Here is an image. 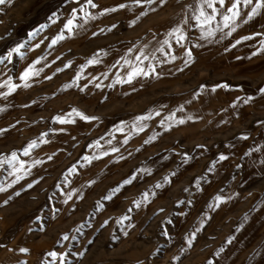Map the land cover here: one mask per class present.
I'll list each match as a JSON object with an SVG mask.
<instances>
[{
	"label": "rangeland",
	"instance_id": "1",
	"mask_svg": "<svg viewBox=\"0 0 264 264\" xmlns=\"http://www.w3.org/2000/svg\"><path fill=\"white\" fill-rule=\"evenodd\" d=\"M93 3L0 4V57L23 45V56L0 63V264H245L241 230L254 203L245 193L264 170L263 137H233L262 122L241 120L252 107L247 94L235 75L189 76V0ZM73 8L81 27L69 34L64 24ZM84 10L94 18L85 20ZM174 13L172 23L163 20ZM178 26L185 37L179 41L168 35ZM61 32L65 39L49 47ZM93 57L99 63L88 64ZM137 64L155 71L128 83ZM29 65L40 71L24 87L20 73ZM9 78L19 85L13 92ZM217 84L229 87L212 91ZM73 108L98 119L83 120ZM141 116L150 119L137 121ZM139 123L143 131L134 127ZM227 127L233 136L221 138ZM12 153L17 160L10 163ZM20 161L27 173L17 181L11 173ZM145 192L148 200L136 207ZM216 196L224 199L215 203Z\"/></svg>",
	"mask_w": 264,
	"mask_h": 264
},
{
	"label": "crops",
	"instance_id": "2",
	"mask_svg": "<svg viewBox=\"0 0 264 264\" xmlns=\"http://www.w3.org/2000/svg\"><path fill=\"white\" fill-rule=\"evenodd\" d=\"M189 1V7L184 10L188 32L187 45L192 52V59L188 60L191 71L189 76L212 75L223 78L225 75H235L239 82L236 87L247 94L245 98H250L245 104L252 105L241 120L262 121L256 130L251 126L242 129L234 136L229 133L227 127L220 137L260 136L264 139V93L259 91L264 88V51H257L261 47V41H264V8L259 9L257 14L249 19L248 13L255 6V2L253 0L252 4L245 5L241 0L240 16L235 21V30L232 31L230 28H225L222 21L223 14L234 0H225L224 6L214 0L220 14L210 26L202 25L195 18L198 15L197 9L200 7L201 0ZM205 11L210 13L211 9L205 7ZM176 18L178 19V16L174 13L164 17L163 20L172 23ZM209 27L216 29L215 35H206ZM229 31L231 35L227 34ZM245 36L249 39H241ZM237 40H240V43L237 44ZM202 59L204 60L201 61ZM259 148L264 151V143ZM259 161V167H264V160ZM251 177L250 189L245 193V200H252L254 203H251L245 214L244 227L241 230L242 234H246L244 246L247 247L248 260L245 264H264V170L258 171V174ZM219 246L221 247L222 244ZM239 258L238 256L237 259Z\"/></svg>",
	"mask_w": 264,
	"mask_h": 264
},
{
	"label": "snow or ice",
	"instance_id": "3",
	"mask_svg": "<svg viewBox=\"0 0 264 264\" xmlns=\"http://www.w3.org/2000/svg\"><path fill=\"white\" fill-rule=\"evenodd\" d=\"M6 0H0V4H3L5 3ZM142 2V0H133V3L134 4H140ZM147 2L149 4L153 3V0H147ZM160 3H165V0H159ZM216 2H218L219 5L221 6H224L225 5V0H216ZM255 2V6L251 8V11L248 13V17L249 19L252 18V16H254L255 14H257L258 10L261 9V8H264V0H254ZM86 3L88 5H90L92 8H96L97 5L95 3H93V0H86ZM240 3H241V0H234V2L231 4L230 7H227L226 9V12L223 14V26L225 28H230L232 31L235 30V21L237 20V18L240 16V11H239V6H240ZM243 3L245 5H249V4H252L253 3V0H243ZM119 8H125L126 5L125 4H119L118 5ZM205 7L208 8V9H211V12L208 13L205 11ZM115 9H108V8H105L103 11L104 12H108V11H114ZM197 12H198V15L195 16V18L202 24V25H211L212 22L215 20L216 16L219 15L220 13L218 12L217 10V7H216V3H214V0H201V4H200V7L197 9ZM76 13H77V9L76 8H73L72 9V15L71 17L67 20V22L64 24V29L69 33V34H72L74 29L76 28H79L81 27L80 24L77 23V16H76ZM91 18H94L93 14L87 10H84V19L85 20H88V19H91ZM132 23H135V20L132 21ZM41 27H45V26H41ZM114 27V26H113ZM217 28H219V24H217ZM103 31V30H101ZM215 32H216V29L214 28H211L209 27L206 35L207 36H213L215 35ZM174 34H179L177 36V39L178 41L179 40H183L185 37H184V34H183V30L178 26L176 28H174L172 30V32H170L168 35L169 36H172ZM228 35H231V31H229L227 33ZM30 35H33V34H30ZM95 35V33H94ZM65 39V36H64V33L61 32L60 34H58L56 37H54L49 45V47H52L53 45L57 44L58 41L60 40H63ZM241 39H249V37L245 36V37H241ZM165 44L168 43L167 40L164 41ZM236 43H240V40H237ZM23 47L22 44H18L15 48L11 49L8 54H7V57H0V63H3L4 59H8V60H11L12 57H13V53H17L21 56H23V53L20 52V49ZM163 50V49H161ZM257 51H264V41H261V47L260 49H258ZM143 55V54H142ZM186 55L188 57V60H191L192 59V52L191 50H187L186 52ZM255 55V53H254ZM144 59H148L147 56H144L143 57ZM176 57H172V59H175ZM137 60L139 61L140 60V57H137ZM127 63H130L129 61H126ZM188 61H185V63H187ZM36 63H39V61H36ZM88 64H95V63H99V60L96 58V57H93L92 59L88 60L87 61ZM68 65H65V67H67ZM84 66H82L83 68ZM39 69H35L33 67V65H29L28 67H26L21 73H20V80L24 82V87H28V83L27 81L30 80L32 77L36 76V75H39ZM59 71V69L57 70ZM155 69L149 65V69L148 70H145L144 68L140 67L139 64H137L136 66L132 67V71H130L128 73V78H127V82L128 83H131V81L138 77V76H149L151 74V72H154ZM79 79V73L77 74L76 76V80ZM118 81L119 82H124L123 80H120L118 78ZM75 82V81H74ZM7 83V86H8V90L9 92H13L15 91L19 85L15 84V83H12V80L11 78H9V80L6 82ZM72 85L69 84V85H65V87H71ZM96 87H101L100 84H96ZM203 88V85L201 86ZM220 87H229V85L227 84H224V85H220V84H217L215 85V87L212 89V91H215L216 88H220ZM261 93H264V88H261L259 90ZM0 95H5V93H0ZM237 100H240L241 98L240 97H237L236 98ZM248 99L250 98H245L244 102L247 103L248 102ZM72 113H74L75 115L79 116L81 119L83 120H86V121H91V120H95V119H98L97 117H94V116H89V115H85L83 112L79 111L78 109H75L73 108L72 109ZM157 115H159V113H157ZM57 120H59L61 123H66V122H73L74 121H66L63 117H56ZM146 119H150V116L148 117H137V121H144ZM169 119H171V116L169 117ZM181 123H183V121H180ZM123 123V122H122ZM164 121L162 120L161 121V124H163ZM134 127L138 130V131H143L144 127H146L145 124L143 123H139V124H136L134 125ZM118 131H123V128H119ZM152 139H155V137H152ZM97 144V146H99V141H96L95 142ZM125 143H127V140H125ZM36 146V141H33L31 142L27 148H25L24 150V154L25 155H28L29 154V151L30 149H32L33 147ZM91 147V145H90ZM112 151H118L117 149L113 148ZM103 155H107V152H104ZM95 158V157H94ZM49 159H51V157H49ZM221 160L223 159H226V157L224 156H221L220 157ZM17 160V157H16V154L15 153H12V157H11V160L9 161L10 163L12 161H15ZM85 160H89L88 157H85ZM20 167L17 168L15 165H13V175L16 176V180H20L22 179V175H19L18 173H21V172H24L25 174L27 173V170L24 168L23 166V161H20ZM35 163H39V161H36ZM138 171H141V172H147L149 171L148 169H140ZM133 179H135V175H133L132 177L128 178V179H125L123 182H122V185L121 186H118L117 188L113 189L112 190V194H115L116 192H118L120 190V187H122L123 185H128V184H131ZM165 182H168V178L165 177ZM15 182V181H13ZM32 185L29 184L28 187H31ZM7 187H11V184L7 185ZM157 188L161 187V184H157L156 185ZM5 191V186L3 185H0V192H3ZM152 195H155V193L153 192ZM148 197H149V193L145 192L142 194L140 200H134L133 201V204L136 206V207H140L141 206V203L143 201H147L148 200ZM71 198V197H70ZM105 200L107 199H111V195H107L104 197ZM224 198L222 196H216L215 197V203H218L219 201L223 200ZM5 203H7V201H5ZM98 206H101L102 205H99V202H98ZM209 208H212L213 207V204H209L208 205ZM129 211H131V209H129ZM129 217L128 216H124L122 217V219H128ZM105 223H107V221H105ZM192 236L195 235V233H192L191 234ZM64 239L67 240L68 237L67 235L64 236ZM189 244H191V238H189L188 240ZM21 252L23 253H26L29 251V249L27 248H21L20 249ZM79 255H83V253H78ZM50 256H60V257H63L65 256L66 254H61V253H56V252H51L49 253Z\"/></svg>",
	"mask_w": 264,
	"mask_h": 264
}]
</instances>
